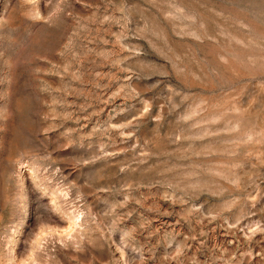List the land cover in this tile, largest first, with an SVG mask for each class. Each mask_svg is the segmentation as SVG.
I'll return each mask as SVG.
<instances>
[{
    "label": "rangeland",
    "instance_id": "1",
    "mask_svg": "<svg viewBox=\"0 0 264 264\" xmlns=\"http://www.w3.org/2000/svg\"><path fill=\"white\" fill-rule=\"evenodd\" d=\"M0 264H264V0H0Z\"/></svg>",
    "mask_w": 264,
    "mask_h": 264
}]
</instances>
